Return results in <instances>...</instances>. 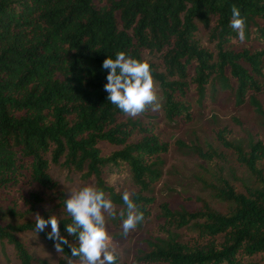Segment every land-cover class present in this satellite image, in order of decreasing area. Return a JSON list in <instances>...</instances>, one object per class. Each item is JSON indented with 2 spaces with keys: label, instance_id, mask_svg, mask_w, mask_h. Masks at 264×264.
<instances>
[{
  "label": "trees",
  "instance_id": "obj_1",
  "mask_svg": "<svg viewBox=\"0 0 264 264\" xmlns=\"http://www.w3.org/2000/svg\"><path fill=\"white\" fill-rule=\"evenodd\" d=\"M233 4L247 17L245 40L264 43V0H0V192L21 177L54 189L50 167L60 165L92 181L121 206L111 219L117 227L126 205L110 174L125 166L138 186L132 198L146 219L154 196L145 193L161 176L159 154L167 151V143H160L141 117H129L110 103L105 91L109 70L103 69V61L119 51L147 60L169 121L190 120L189 93L201 101L214 83L219 87L213 92L228 90L237 106L248 100L264 120V107L255 96L264 87V47L230 46L232 39L238 40L230 27ZM200 26L209 29L213 50L197 40ZM135 132L142 135L132 140ZM225 133L226 128L218 130V140L249 173L242 181L244 192L219 177L211 190L226 203L224 212L207 202L198 209L163 203L157 217L166 235L143 237L132 264H260L245 258L264 254V143L252 136L229 139ZM100 142L119 148L103 155ZM176 143L186 153L210 158L198 145ZM57 199L53 211L40 215H56L61 236L76 244L77 238L66 231L72 223L67 198L61 193ZM24 200L33 207L45 197L30 193ZM182 227L194 232L195 240L182 241L170 229ZM30 230L36 231L35 220L0 222V242L12 245L21 264L35 262L19 237ZM50 232L37 233L55 247ZM122 232L115 238L121 239ZM61 254L71 258L69 245ZM117 264L128 263L118 258Z\"/></svg>",
  "mask_w": 264,
  "mask_h": 264
},
{
  "label": "rangeland",
  "instance_id": "obj_2",
  "mask_svg": "<svg viewBox=\"0 0 264 264\" xmlns=\"http://www.w3.org/2000/svg\"><path fill=\"white\" fill-rule=\"evenodd\" d=\"M209 29L200 26L196 31V38L202 45L213 50V44L208 41ZM235 41V42H234ZM230 46L241 49L245 46L253 48L264 47V43L251 39L250 42L232 39ZM148 60L156 63L154 56L147 55ZM162 68L159 67V70ZM219 87L214 83V87H207L206 95L201 100H197L196 94L189 93L191 119L183 118L169 121L165 118L162 110L151 111L141 117L145 126H152V132L157 136L160 143H167V151L159 154L163 160L159 166L161 176L159 180L150 186V191L145 194L153 195L154 201L149 204L147 215L143 225L131 231L127 238H115L122 230V224L114 226L112 220L107 218V229L111 237L112 245L117 249L120 262L131 263L132 254L136 246L142 245V238L149 234L165 236V228L162 219L157 217L161 211V205L167 203L170 208L198 209L203 202H207L215 209L224 212L227 208L225 202L219 200L212 193V185L217 184L219 177H227L230 184L239 192H244L242 181L248 178L247 169L237 160L235 153L230 148L224 147L217 138V131L226 128L225 135L229 139H244L252 136L260 139L264 143V120L255 111L254 107L246 100L241 105H235L234 98L228 90L212 91ZM159 101H162L161 89L156 83ZM257 100L264 107V87L255 94ZM143 116V117H142ZM141 132H135L132 140L138 139ZM186 144L198 145L203 151L210 153V158L198 156L194 151L184 152V148L179 147L176 141ZM99 148L103 155H109L119 147L107 142H100ZM154 159V158H153ZM50 174L57 182L54 189H46L37 183L29 182L26 177H21L20 181L10 188L0 192V222L2 225L8 223L19 224L25 221H34L35 215L44 211H53L59 201L57 196L61 193L65 198H70V191L78 190L87 185H94L92 181H86L79 177L78 173L69 172L65 167L52 164ZM233 174L236 178H231ZM110 181L117 191H129L133 193L138 190V186L132 182L128 169H114L110 174ZM95 186V185H94ZM30 193H39L45 197V202L35 204L30 207L24 199ZM21 195V198L19 196ZM116 210L121 206L114 205ZM53 209V210H52ZM167 228V227H166ZM46 230L51 231L49 224ZM173 232L179 233L182 241L189 242L195 240L196 234L185 227L170 228ZM28 247L29 253L34 257V264H58L66 259L56 248L41 238L36 231H24L19 235ZM246 261L264 264V254H255ZM0 264H21L12 245L6 241L0 242ZM72 264H79L78 259H73Z\"/></svg>",
  "mask_w": 264,
  "mask_h": 264
},
{
  "label": "clouds",
  "instance_id": "obj_3",
  "mask_svg": "<svg viewBox=\"0 0 264 264\" xmlns=\"http://www.w3.org/2000/svg\"><path fill=\"white\" fill-rule=\"evenodd\" d=\"M246 20L247 17L242 15L241 9L233 4L230 27L237 33L240 43L246 39ZM103 69L109 70L105 85L107 99L125 115L135 118L148 110L161 109L156 82L147 60L133 58L126 52L119 51L114 59L109 57L103 61ZM70 193V198L65 200V208L72 223L67 224L66 231L77 238L76 244L61 236L56 215L45 219L37 213L35 230L42 232L51 225L48 238L55 239L57 252H64V245H69L71 249V258L67 264H72L75 258H78L79 264H117L119 254L111 243L106 226L107 218H117L113 202L106 197L103 189L94 185H87ZM133 195L134 193L125 191L122 197L126 210L120 211L119 216L122 219L124 238L145 219V214L132 198Z\"/></svg>",
  "mask_w": 264,
  "mask_h": 264
}]
</instances>
